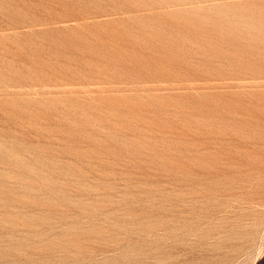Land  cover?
Wrapping results in <instances>:
<instances>
[{"label":"rangeland","instance_id":"rangeland-1","mask_svg":"<svg viewBox=\"0 0 264 264\" xmlns=\"http://www.w3.org/2000/svg\"><path fill=\"white\" fill-rule=\"evenodd\" d=\"M0 264H264V0H0Z\"/></svg>","mask_w":264,"mask_h":264}]
</instances>
